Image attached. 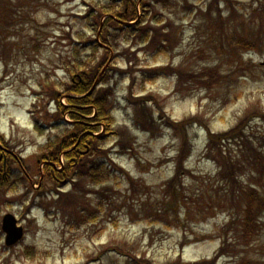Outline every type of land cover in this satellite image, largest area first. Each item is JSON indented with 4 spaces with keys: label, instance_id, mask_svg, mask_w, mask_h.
<instances>
[{
    "label": "rangeland",
    "instance_id": "374dc122",
    "mask_svg": "<svg viewBox=\"0 0 264 264\" xmlns=\"http://www.w3.org/2000/svg\"><path fill=\"white\" fill-rule=\"evenodd\" d=\"M135 1L137 11L140 4L138 21L127 24L141 20L152 32L137 43L120 39L114 48L101 39L110 15L102 16L92 31L84 24L91 5L106 0H0V139L16 154L14 173L21 176L20 183L12 179L6 185L11 191L0 188V228L3 216L12 213L26 230L22 242L9 249L4 248V236L0 238V264H127L132 256L140 257L141 264H170L216 258L236 209L229 199L222 206L208 200L209 192L214 199L227 193L221 189L218 164L205 154L207 130H192L194 151L178 180L187 199L174 211L166 187L179 166L180 141L164 121L200 115L212 132L223 133L255 110L264 111V43L243 53L227 38L234 32H256L258 21L251 12L264 0H230L231 7L222 1L224 22L217 21L216 7L210 10L212 0H147L149 12L143 10L145 0ZM81 35L101 42L90 63L99 67L94 86L102 83L96 84L97 91L114 89L109 96L115 107L114 134L109 136L104 124L95 120L96 106L90 118L82 119L94 124L88 130L109 136L106 159L116 170L108 184L98 186L87 177L63 185L61 170L50 169L44 158L49 143L74 128L70 123L55 124L53 118L62 108L65 115L59 111L58 117L71 120L69 111L74 108L69 99L74 93L70 95L68 88L79 74L68 66L76 62L71 49ZM168 65L196 72L217 65L225 76L216 89L201 90L197 84L183 94L175 92V76L152 75ZM136 101L158 118L155 136L135 128ZM245 131L264 151V120L251 117ZM122 142L132 145L125 153ZM228 148L240 158L236 144ZM27 174L29 181L24 180ZM258 179L257 172H248L241 181L264 193ZM181 188L176 186V192ZM261 222L260 235L249 244L241 237L232 239L236 256L253 264H264V215ZM232 227L236 231L240 225ZM116 247L126 249L119 252ZM232 258L219 257L216 262L230 264Z\"/></svg>",
    "mask_w": 264,
    "mask_h": 264
},
{
    "label": "trees",
    "instance_id": "16d2710c",
    "mask_svg": "<svg viewBox=\"0 0 264 264\" xmlns=\"http://www.w3.org/2000/svg\"><path fill=\"white\" fill-rule=\"evenodd\" d=\"M221 1L230 3L228 5L230 7L232 5L230 0H213L211 6L215 5L216 8L219 9L218 5ZM144 4L145 6H142L144 12H149V8H151L150 2L145 0ZM234 12L235 11L233 10L232 15ZM108 14L111 16L104 24L101 39L110 47L116 48L120 39L132 40L133 43H137L143 38L148 37V33L152 32L151 27L144 24L141 20L135 25L127 24V22L137 18L135 0H106V3L102 5H91L84 17L85 28L91 31L94 30L100 25L101 17ZM141 18L143 19V17ZM251 18L258 21L256 32L252 36L237 32H234L231 36H227L229 44L233 45L235 48L241 49L243 52L255 49L258 50L259 46L264 43L263 4L253 9L251 12ZM225 20L222 19L220 13L217 15V21L224 22ZM227 20H229V18ZM222 39L224 40L226 38L223 36ZM98 44L99 43L94 38L84 39L82 35L79 40L74 43L71 50L73 51L76 62L72 65L69 64L68 70L73 73H79L81 76L72 81V84L68 88V92L70 94L74 93L73 95H76V98L72 97L69 99L70 103L73 104L72 108H74L70 110V114L76 121L72 123L75 127V131H68L60 140L50 142L47 146V150L50 151L48 157L53 161H57L60 152H63L72 147L73 144H76L78 142V138L81 137V134L86 132L87 135L79 142L78 148L86 150L88 146L90 149V156L93 157L85 158L86 160L78 165L77 171L79 169L81 177H87L88 179H91L90 181L92 183L97 185L108 182L110 180V175H112V173L116 170L115 168L108 170L105 166L107 164L106 157L108 154V150L105 149L106 140L107 137L115 133L113 131L115 119L112 113L113 108L111 107V98L109 97L110 94L114 93V89H101V91L99 89L97 91L98 87L94 86V83L96 82L95 80L99 67L90 65V63L94 61L95 55L92 51L98 49ZM82 52H85L86 54L90 53V57H83ZM152 75H155L156 77L160 75L176 76L178 80L176 91L183 94L191 92L193 87L197 84L204 90H210L215 87L214 85L220 84L225 76L222 74L220 67L217 65L205 66L199 72L186 71L181 67L174 68L172 66H167L157 69L152 73ZM101 83L102 80L96 84L99 85ZM92 86L96 88L92 92H88L89 88ZM134 105L137 108V117L133 119L135 127L142 131L152 133V135L155 136L156 126L159 120L151 114L150 110L148 112L143 107L144 104L142 102L136 101L134 102ZM94 106L98 109V114L95 120L104 124L106 131L110 133L109 136L106 133L94 136L92 133L97 132L98 130H88V128L94 127V125L90 126V124L83 122L82 119L92 113V107ZM60 110L63 111L62 108H60ZM251 117H259L261 120H264V111L258 112L255 110L246 117L242 118L232 129L226 132H208L207 157L211 158L218 164L220 170L218 178L223 182L221 189L227 193L223 196L219 194L216 199H214V196L209 192L208 200H212L218 206H222L226 203V200L229 199L233 204L231 208L236 209V217L232 219L230 225L228 226L224 241L216 253V258L212 261L203 260L193 263H182L180 260H177L176 262L170 264H218L216 262L217 258H232L238 254L236 246L232 241L233 238L237 239V237H241L244 243L249 244L253 238L260 235L263 227L261 218L264 215V193L256 185L249 184L246 187L241 181L242 176L246 173L249 172L254 174L257 172L259 174L258 186L264 187V152L261 149L260 144L256 143L259 142L258 139L256 138L254 140V137H250L245 131V127L250 122ZM53 119L57 121L59 118L54 117ZM165 120L164 125L168 129L170 128L173 130V132L178 135L181 140V147L178 152L177 161L179 168L176 170L175 176L167 183L170 200L169 207L175 211L176 206H179L181 202H184L187 197L184 196L181 183L178 180L179 177H181L180 170L183 168V162L192 151V143L189 138L188 129L194 124L204 125V123L200 116L189 117L180 122H173L169 118ZM61 121H63V119ZM96 129H98V127ZM229 143L237 145L239 150V159L233 154V151L228 148ZM120 144L122 145V153H125L126 147L130 144L123 142ZM73 151L72 155H68L69 160L76 155L78 150L76 149ZM74 162L75 161L73 160L69 162L68 171H71L75 167ZM118 170L123 171L120 168H118ZM177 185L181 188V192L179 193L178 190L176 192ZM91 213L92 212L89 211L90 215ZM237 224L240 225V228L235 231L232 226ZM231 230L236 233L230 234ZM122 249L123 248L121 247L118 248L120 251ZM128 261L129 262L127 264H138L137 260L128 259ZM228 263L253 264L251 261L244 259V257L240 258L238 256H236L235 259L232 258V260L228 261ZM219 264L226 263L221 262Z\"/></svg>",
    "mask_w": 264,
    "mask_h": 264
},
{
    "label": "water",
    "instance_id": "95a60500",
    "mask_svg": "<svg viewBox=\"0 0 264 264\" xmlns=\"http://www.w3.org/2000/svg\"><path fill=\"white\" fill-rule=\"evenodd\" d=\"M3 228L7 232L6 242L8 245L14 244L22 237V228L16 226V220L10 214L4 217Z\"/></svg>",
    "mask_w": 264,
    "mask_h": 264
},
{
    "label": "flooded vegetation",
    "instance_id": "af4514ba",
    "mask_svg": "<svg viewBox=\"0 0 264 264\" xmlns=\"http://www.w3.org/2000/svg\"><path fill=\"white\" fill-rule=\"evenodd\" d=\"M12 160V157L10 155V153L1 151L0 152V165H2L4 167V169L7 168L9 162Z\"/></svg>",
    "mask_w": 264,
    "mask_h": 264
},
{
    "label": "bare ground",
    "instance_id": "6f19581e",
    "mask_svg": "<svg viewBox=\"0 0 264 264\" xmlns=\"http://www.w3.org/2000/svg\"><path fill=\"white\" fill-rule=\"evenodd\" d=\"M196 262V261H195ZM188 263H193V262H188Z\"/></svg>",
    "mask_w": 264,
    "mask_h": 264
}]
</instances>
